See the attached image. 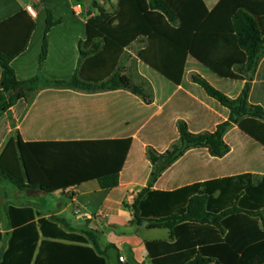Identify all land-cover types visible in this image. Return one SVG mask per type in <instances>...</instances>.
Returning a JSON list of instances; mask_svg holds the SVG:
<instances>
[{"label":"trees","instance_id":"obj_1","mask_svg":"<svg viewBox=\"0 0 264 264\" xmlns=\"http://www.w3.org/2000/svg\"><path fill=\"white\" fill-rule=\"evenodd\" d=\"M60 22L48 9L41 63L48 54L47 34ZM34 27L29 18L22 42L0 39V118L42 85L122 87L143 94L125 82L120 67L126 50L137 42L140 67L158 91L173 92L190 69L206 77L197 74L193 80L228 108V119L214 131L199 133L180 122L179 143L163 154L149 151L156 166L151 181L191 148L210 146L214 156H225V136L237 125L241 141L234 142L225 175L173 190L145 187L130 205L133 222L171 230V240L146 243L153 264H264V107L249 102L250 80L264 56V0H218L212 6L207 0H118L115 12L99 7L86 22L76 73L50 84L39 76L19 80L12 66ZM242 83L240 94L231 97L230 85ZM131 144V137L24 141L19 135L0 155V176L20 190L51 193L93 179L112 189L119 184ZM210 168L207 164V173ZM7 218L11 233L0 264H107L94 230L78 232L63 217L39 216L31 206L10 205ZM3 221L0 213V244Z\"/></svg>","mask_w":264,"mask_h":264},{"label":"crops","instance_id":"obj_2","mask_svg":"<svg viewBox=\"0 0 264 264\" xmlns=\"http://www.w3.org/2000/svg\"><path fill=\"white\" fill-rule=\"evenodd\" d=\"M217 1L207 3L212 6ZM48 9L54 19L61 22L47 34L48 54L41 63ZM92 15L94 13H90L85 0H0L1 40L12 44L14 41L22 42L25 20L27 26L29 18L35 22L25 50L12 61L18 79L39 76L43 83L48 84L70 80L82 61L79 43L86 38V22ZM135 46L137 50L134 53ZM140 46L137 42L126 50L123 67L126 68L128 62L136 63L138 73L130 83L138 86L143 94L122 87L85 90L42 85L32 100L23 105L19 116L14 106L0 118V155L6 145L19 135L24 141L132 138L119 184L112 189L102 188L100 182L93 179L51 193L39 188L20 190L0 176L1 186L7 189L0 191V197L12 198L5 209L0 207L4 219L0 256L8 247L11 233L7 210L10 205H16L31 206L39 216L63 217L78 232L96 231L100 249L107 252V264L111 258L114 264H153L146 243L171 240V230L133 222L130 205L139 192L150 185L152 189L173 190L203 177L225 175V163L231 160L234 142L241 141L242 131L237 125L225 136L229 148L225 156H214L210 146L191 148L151 181L156 166L149 151L163 154L179 143L180 122H185L188 129L196 133L214 131L219 123L228 119L229 110L193 80V75L200 74L196 69L188 70L184 82L170 94L158 91L140 67L137 56ZM120 65L122 70V62ZM250 85L249 102L264 107V56ZM244 86L245 83L231 84L228 94L236 97ZM12 112L15 113V120L8 118L6 121ZM207 164H211L210 173L206 172ZM48 194L58 198L48 204ZM76 224L81 228L77 229Z\"/></svg>","mask_w":264,"mask_h":264},{"label":"rangeland","instance_id":"obj_3","mask_svg":"<svg viewBox=\"0 0 264 264\" xmlns=\"http://www.w3.org/2000/svg\"><path fill=\"white\" fill-rule=\"evenodd\" d=\"M207 1H208V3H211L214 0H207ZM85 3H88V7H89V10H90V13L97 14V13H99V7H103V8H105L106 10H108L110 12H115V10L117 8L118 0H85ZM40 21L41 20H39V22ZM133 49H134L133 52L135 53L136 50H137L136 46ZM127 64L128 65L126 66V68L123 67V70H121V74H122L125 82L126 83H130L131 81H133L135 74L138 73V72L135 69L136 63H133V62L129 63L128 62ZM35 92L36 91H30V92L27 93L26 98H22L21 100L17 101V104L15 105L17 107L15 109V113H16L17 116H19L21 114L23 105H25L26 103H28V102H30L32 100L33 95H34ZM7 97H8L9 101L13 102V93H8ZM15 113L12 112L11 116L6 117V121L8 120V118H10V119L12 118L13 120H15V117H14ZM1 190L7 191V189L3 188V186H1V184H0V191ZM48 195H49L48 196V200H47L48 204L53 202V200L58 198L57 196H55L53 194H48ZM10 200H12L11 197H5V198L0 197V207L4 206L3 208L5 209L6 203L10 202ZM64 200H65V198H64ZM75 227L77 229L81 228L77 224H76ZM4 229H6V223L4 225ZM85 231L86 230H82V232H85ZM111 257H113V253H111ZM109 264H114L113 258H111L109 260Z\"/></svg>","mask_w":264,"mask_h":264},{"label":"built area","instance_id":"obj_4","mask_svg":"<svg viewBox=\"0 0 264 264\" xmlns=\"http://www.w3.org/2000/svg\"><path fill=\"white\" fill-rule=\"evenodd\" d=\"M31 12H32V11H31ZM32 14H33V12H32ZM120 259H121L122 261H124V257L121 256Z\"/></svg>","mask_w":264,"mask_h":264}]
</instances>
